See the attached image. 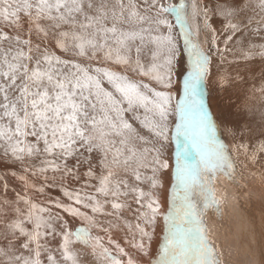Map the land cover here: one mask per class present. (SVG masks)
Instances as JSON below:
<instances>
[{
    "label": "snow or ice",
    "instance_id": "1",
    "mask_svg": "<svg viewBox=\"0 0 264 264\" xmlns=\"http://www.w3.org/2000/svg\"><path fill=\"white\" fill-rule=\"evenodd\" d=\"M257 67L264 0H0V264H80L77 242L99 264H226L205 216L238 154H264V108L213 111L208 85L239 92Z\"/></svg>",
    "mask_w": 264,
    "mask_h": 264
},
{
    "label": "bare ground",
    "instance_id": "2",
    "mask_svg": "<svg viewBox=\"0 0 264 264\" xmlns=\"http://www.w3.org/2000/svg\"><path fill=\"white\" fill-rule=\"evenodd\" d=\"M174 1L175 3L179 2V0ZM196 2L200 3L201 0H196ZM187 3L190 6L192 0H187ZM189 17L191 21V7H189ZM258 19L254 17L252 27H255ZM226 22L227 21L219 16H214L212 21L213 26L217 28L218 33L220 34V40L218 43L221 48H224L223 39L227 34L222 31ZM205 39V34L201 31L199 33V41L202 46L207 48L208 45L205 43ZM254 42L260 41L257 39ZM229 46H232L231 42ZM226 56L227 59L233 57L230 53H227ZM144 60L146 64L149 63L145 57ZM214 63L219 64V59L217 58ZM239 67L240 71H243V61L239 62ZM235 68V63L229 65L223 64L219 67L218 71L222 74L234 77L236 74ZM213 70L217 71L215 68ZM246 79L247 83L241 86L239 92L234 88H230L227 91H217L214 85L209 82L208 87L211 93L210 98L213 111H219L217 105L224 107L229 104H236L237 101L239 102L241 99H245L247 94H250L248 99H252L255 98L254 94L262 93L260 89L264 88V78L261 77L259 67H257L255 74L249 73ZM236 93L237 96H235ZM238 98L240 99L237 100ZM259 100L260 97H258L257 101ZM174 144L175 143L173 142V145ZM229 145L231 147V142H229ZM174 148L175 146H172V150H174ZM263 156L264 155L261 154L260 162L258 161L259 164L261 163ZM243 157H246L243 152H240L236 157L238 171L242 173L243 179H241L237 185L230 184L227 181L217 184V195L222 196L224 199V202L221 205L222 214L217 216L214 211H209L205 216V224L209 229L212 239L219 246V250L223 253V258L226 261V264H264V186L260 185L257 178V176L263 175V173L259 170L261 168L258 167V162L256 164H247V158L245 159ZM10 186L16 187L17 190L20 189V186H17L14 183L10 184ZM166 197L167 193L164 194V198ZM129 218L131 217L129 216ZM158 226H160V229L155 237L156 242L152 243L153 253L158 252V245L162 242V221H160ZM125 232H119V238L122 245ZM79 245L84 246L81 243H79ZM124 246L134 258H138L135 250L131 249L128 245ZM56 254L59 256V253ZM146 259L147 258H145V260Z\"/></svg>",
    "mask_w": 264,
    "mask_h": 264
},
{
    "label": "rangeland",
    "instance_id": "3",
    "mask_svg": "<svg viewBox=\"0 0 264 264\" xmlns=\"http://www.w3.org/2000/svg\"><path fill=\"white\" fill-rule=\"evenodd\" d=\"M171 2H173V3H175V1L174 0H171ZM258 11V10H257ZM249 15H252V13H249ZM255 18H260L259 17V15H257V16H255ZM259 20V19H258ZM256 21V20H255ZM254 22V21H253ZM253 26V25H252ZM221 49H223V48H221ZM145 58L147 59V61L150 63V55H145ZM233 59H234V57H232V58H229V59H227V61L224 63V64H230V63H228V61H233ZM215 71V70H214ZM250 94H247V96L245 97V99H241L239 102L237 101V105H248L249 107H251V108H253V109H257V110H259V109H262V108H264V104H263V98H264V93H261V94H254L255 95V98H252V99H248V96H249ZM235 96H237V93H236V95ZM258 97H260V100L259 101H257V99H258ZM240 98H238L237 100H239ZM173 103H175V101H173ZM172 146H175V144L173 145V143H172V145H171V151H170V153L169 154H173V159L172 160H170V164H172L173 165V160H174V150H172ZM262 155H264V154H262ZM243 158H245L246 159V157H243ZM260 162V161H259ZM259 162H258V164H259ZM248 163H250L248 160H247V164ZM258 167H260L261 169H259V170H261L262 171V173H263V175H264V156H263V159H262V161H261V163L259 164V166ZM0 171H4V169L2 168V167H0ZM263 175H259V176H257V178H258V180H259V182H260V185H262V186H264V176ZM255 177H256V175H255ZM14 184H16L17 186H20V187H22V185L20 184V182L19 181H15L14 182ZM76 186H78V185H76ZM143 187H145V190H147V188H148V186H147V184L145 183L144 185H143ZM11 186H10V189H9V192H8V194H7V198L8 199H14V193H12V191H11ZM31 194V193H30ZM165 194V193H164ZM53 195H60V193H58V192H55V193H53ZM4 197H5V193H4V191H3V188H2V185H0V202H2V200L4 199ZM43 199V197H38L37 198V202H39L40 200H42ZM21 207H23V205H21ZM129 218V217H128ZM129 219H131V218H129ZM133 222H135V221H133ZM83 222L82 221H77L74 225H73V228H75V227H77V226H80L81 224H82ZM159 229H160V226H158L157 227V229H156V233H155V235H154V238H153V242H156V239H155V237L157 236V232L159 231ZM94 234H100V235H104L103 233H96L95 232V230H94ZM71 248L77 253V256H78V259H79V262H80V264H99V262H98V260H97V258L91 253V250L90 249H87V247L84 245V246H80L79 245V242H77V243H74L73 245H71ZM90 250V251H89ZM89 251V252H88ZM91 257V258H90Z\"/></svg>",
    "mask_w": 264,
    "mask_h": 264
}]
</instances>
